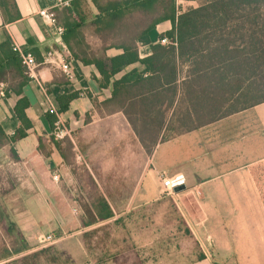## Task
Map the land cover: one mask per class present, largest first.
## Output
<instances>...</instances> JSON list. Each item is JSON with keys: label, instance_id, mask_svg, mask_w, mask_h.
Masks as SVG:
<instances>
[{"label": "crops", "instance_id": "1", "mask_svg": "<svg viewBox=\"0 0 264 264\" xmlns=\"http://www.w3.org/2000/svg\"><path fill=\"white\" fill-rule=\"evenodd\" d=\"M13 1V6H5L6 12L0 8V44L16 42L21 49L40 55L61 52L76 75V80H69L62 70L42 64L17 95L9 87L20 80L15 68L8 65L0 74V128L8 138L20 124L14 113L16 100L25 96L29 102L25 113L32 126L24 137L0 146V165L5 164L9 174L21 181L14 185L25 193L9 224L18 226L20 238L41 244L34 248L27 243V253L45 247L44 238L50 233L57 241L75 237L84 247L86 236L100 226L124 222L132 213L160 203L159 174L164 173L184 176L185 188L169 197L206 248L203 258L183 264H229L225 257L236 252V208L251 201L250 191L255 194L249 167L264 160V101L193 129L191 122L177 123L176 109H187L179 87L186 77L183 65L177 90L158 93L173 99L164 123L141 120V105H131L130 122L126 104L107 102L111 81L126 74L132 79L144 65L134 62L105 84L97 64L108 71L109 59L122 53L124 46L135 45L139 59L151 55V45L160 42V35L171 27L169 21L161 20L166 13L161 0H152L146 7L138 6L145 0L135 4L125 0ZM203 1L175 0L177 13ZM116 3L120 5L113 9ZM41 9L51 10L54 22L46 21L39 14ZM111 14L121 17L111 20ZM65 23H71L66 30ZM57 27L63 28L61 35ZM68 94L75 96L68 109L58 113L64 134L56 138L57 119L51 125L48 104L57 109L56 98ZM77 150L85 165L77 164ZM83 191L96 195L83 199L79 197ZM98 208H105L104 213L110 210L111 216L98 217ZM9 257L0 255V264Z\"/></svg>", "mask_w": 264, "mask_h": 264}, {"label": "trees", "instance_id": "2", "mask_svg": "<svg viewBox=\"0 0 264 264\" xmlns=\"http://www.w3.org/2000/svg\"><path fill=\"white\" fill-rule=\"evenodd\" d=\"M135 1L124 2L135 4ZM151 2L152 0H145L138 6L146 7ZM161 4L166 9L161 20L169 21L171 27L160 37H166L168 43L151 45V55L143 59H139L135 45L124 46L122 53L109 59L108 71L104 70V65L97 64L105 84H109L111 76L134 62L139 61L144 65V69L132 79L126 74L111 81V96L107 102L126 104L124 112L130 122L131 105H141L142 109L138 113L141 120L162 125L165 110L170 107L173 99L158 93L177 90L178 73L183 65L187 66L186 77L181 80L179 87L182 90V103H187V109L180 112L179 107L176 109L177 123L191 122L193 129L264 101V0H205L196 7L186 8L178 13L175 0H161ZM13 5V0H0V8L4 12L5 6ZM119 5L116 3L111 6L116 9ZM67 9L70 11L69 7ZM120 17L118 14H111L110 19L117 20ZM70 24H64L65 30ZM63 39L67 40L65 36ZM29 53L34 55L36 61L43 60V55L39 52ZM8 65L15 68L17 77L20 78L14 86L9 83L12 92L19 95L21 86L31 77L25 72L20 54L13 50L10 41L5 40L0 44V74ZM3 80L6 82V79ZM74 96L75 94H68L57 97V112L66 111ZM28 106L25 96L16 100L14 113L20 124L9 138L0 128V146L26 135V130L32 126L25 113ZM47 117L53 125L56 116L47 111ZM10 150L16 160L14 149ZM146 150L150 151L147 146ZM104 209H96L98 217L111 216L110 210L106 209L104 213ZM9 230L13 231V224ZM16 231L19 232L18 229ZM18 240L19 243L23 242L21 238ZM27 248L22 243L3 254L2 258L18 254ZM203 257L202 254L198 258ZM214 264L222 263L215 261Z\"/></svg>", "mask_w": 264, "mask_h": 264}, {"label": "rangeland", "instance_id": "3", "mask_svg": "<svg viewBox=\"0 0 264 264\" xmlns=\"http://www.w3.org/2000/svg\"><path fill=\"white\" fill-rule=\"evenodd\" d=\"M76 160L78 165H85L78 150ZM249 170L255 194L250 191L251 201L236 208V252L225 257L229 264H264V160L250 165ZM20 182L9 174L5 164L0 165V255L22 243L41 246L36 240L23 238L19 243L21 234L16 232V224L8 233L10 218L19 211L18 201L25 194L16 190L14 184ZM95 195L83 191L79 197ZM161 195L160 203L132 213L129 220L100 226L91 237L86 236L84 247L75 237L57 241L50 233L52 239L45 240L42 252L34 255L24 249L2 264H183L198 258L205 247L192 234L169 195Z\"/></svg>", "mask_w": 264, "mask_h": 264}, {"label": "built area", "instance_id": "4", "mask_svg": "<svg viewBox=\"0 0 264 264\" xmlns=\"http://www.w3.org/2000/svg\"><path fill=\"white\" fill-rule=\"evenodd\" d=\"M59 3L68 4L67 1H61ZM39 14L48 22H54V13L51 10L48 9H41L39 10ZM63 28L57 27V33L62 34ZM161 43H168L169 40L166 37H163L160 39ZM13 50L17 51L20 54L21 62L23 66L25 67L26 74L31 77L35 78L36 75V69L38 66L42 64H47L55 69H60L63 71L67 79L69 80H76V75L74 73V70L71 68L68 61L65 59L64 55L61 52L58 51H47L43 55V60L41 62L36 61L34 55L31 53L23 52L22 49L19 47V45L16 42L12 43ZM2 85V84H0ZM2 90V89H1ZM2 93V91H0ZM79 95L82 97L84 96V92L81 91ZM47 111L49 113H52L56 116L55 121V128L56 131L54 132V136L56 138H61L64 134V130L62 129V123L60 119L58 118V112L57 109L51 104H48ZM159 182H160V192L164 195L173 196L175 193L174 188L180 185H185V178L182 174H175L168 176L164 173L159 174ZM45 240L52 239V236L49 234L45 236Z\"/></svg>", "mask_w": 264, "mask_h": 264}, {"label": "water", "instance_id": "5", "mask_svg": "<svg viewBox=\"0 0 264 264\" xmlns=\"http://www.w3.org/2000/svg\"><path fill=\"white\" fill-rule=\"evenodd\" d=\"M184 188H185L184 185H180V186L175 187V188H174V191H175V192H179V191H182Z\"/></svg>", "mask_w": 264, "mask_h": 264}]
</instances>
